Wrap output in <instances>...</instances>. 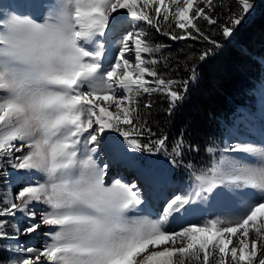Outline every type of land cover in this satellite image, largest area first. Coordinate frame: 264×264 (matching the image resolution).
<instances>
[{"label":"snow or ice","instance_id":"6c2138e0","mask_svg":"<svg viewBox=\"0 0 264 264\" xmlns=\"http://www.w3.org/2000/svg\"><path fill=\"white\" fill-rule=\"evenodd\" d=\"M237 3L223 24L213 0H29L0 11V218L13 221L0 219V240L15 241L0 245V264H264V128L259 140L206 147L197 167L184 163L198 152L185 133L169 144L141 104L165 95L171 115L189 83L161 75L165 46L147 28L218 47L195 21L228 38L253 8ZM161 153L188 181L157 208L140 155ZM210 202L232 211L205 218ZM29 234L39 245L21 247Z\"/></svg>","mask_w":264,"mask_h":264},{"label":"trees","instance_id":"16d2710c","mask_svg":"<svg viewBox=\"0 0 264 264\" xmlns=\"http://www.w3.org/2000/svg\"><path fill=\"white\" fill-rule=\"evenodd\" d=\"M250 2L257 5V11L245 14L228 38L220 34L218 26L209 25L203 19L195 21L206 35L218 42V47L203 39L173 41L152 28L147 30L153 43L165 46L157 56L160 60L157 68L161 75L177 81H189L187 91L183 93L184 99L171 115L168 114L169 103L165 95H144L141 100L142 105L151 103L146 118L148 127L157 136L166 134L171 144L183 132L184 140L198 149V152L186 151L184 163L203 166L206 156L212 155L206 153V147L225 146L227 125H233L241 106L258 107L254 91L257 82H264V64L260 60L264 56V0ZM239 11L237 0H213L209 15L223 24ZM209 50L206 59H199L202 53ZM222 62L226 63L224 68L221 67ZM218 70L224 72L216 76ZM163 155L169 159L166 154ZM175 174L188 180L184 167H175Z\"/></svg>","mask_w":264,"mask_h":264},{"label":"rangeland","instance_id":"374dc122","mask_svg":"<svg viewBox=\"0 0 264 264\" xmlns=\"http://www.w3.org/2000/svg\"><path fill=\"white\" fill-rule=\"evenodd\" d=\"M257 7V5H253V8L249 11L251 12V14H253L255 11H257V9H255ZM0 11L2 12H9V9L7 7V3L6 0H0ZM221 64V63H220ZM225 62H222L221 67L224 68L225 67ZM223 70H218V72L216 73L220 75L221 73H223ZM264 103V100H263ZM253 121L252 125H258V124H263L264 125V108H260L259 111H256L254 114H249L248 117L244 118V122H242L239 125V128L237 129L238 133V137H234V139L229 143H236L239 140L243 139V140H257V137H253L252 136V131L253 129L251 128V124L250 121ZM145 158L142 157V155H140V158L145 161L146 163H148L149 165H151L152 170H153V177L156 178V180H158L159 182L164 181L163 178H168L171 176L172 174V167L169 163H166V158H164L161 155H156V157L152 158L151 161H149V159H146L148 157H150L149 155L144 156ZM161 167H163V169H161L160 171L158 169H160ZM157 175H162V177H157ZM8 182L4 181V180H0V195H2L4 193V191H6V184ZM179 191L174 188L172 190L173 194H177ZM219 206L218 203L215 202H210L206 205L203 206V216L206 218L207 216H213L216 212H217V207ZM232 211V209H230L227 213L224 211V208L222 210H220V217L224 218L225 216L229 215L230 212ZM0 219H8L9 221V225L13 222L11 220V218H0ZM8 231L11 232L12 229L11 227L8 228ZM44 230H40V232H43ZM42 237L41 235H33V234H29L27 236L25 235H21L19 238V243L21 247L24 246H38L40 241H41ZM235 239V237L233 238ZM0 245H12L13 247H15V241H9V240H0ZM7 254H6V258L9 257V252L7 250H4Z\"/></svg>","mask_w":264,"mask_h":264},{"label":"bare ground","instance_id":"6f19581e","mask_svg":"<svg viewBox=\"0 0 264 264\" xmlns=\"http://www.w3.org/2000/svg\"><path fill=\"white\" fill-rule=\"evenodd\" d=\"M142 182V181H141ZM151 195H152V198L154 197V193L153 192H151ZM155 198V197H154Z\"/></svg>","mask_w":264,"mask_h":264}]
</instances>
